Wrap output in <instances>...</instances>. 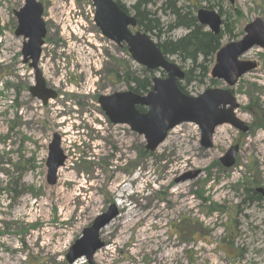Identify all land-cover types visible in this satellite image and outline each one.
Here are the masks:
<instances>
[{
    "label": "rangeland",
    "instance_id": "1",
    "mask_svg": "<svg viewBox=\"0 0 264 264\" xmlns=\"http://www.w3.org/2000/svg\"><path fill=\"white\" fill-rule=\"evenodd\" d=\"M40 1L48 29L41 61L46 77L68 81L84 76L86 83L68 84L61 102L50 104L53 109L39 106L26 93L34 71L24 66L23 39L15 35L14 12L24 0H0V264H70L71 247L112 206L119 214L100 232L105 246L92 263L83 257L74 264H264V200H250L262 197L257 189L264 190V128L243 141L232 126H220L213 147L204 149L199 127L184 123L169 132L152 156L143 155V136L113 131L120 152L112 154L105 141L109 121L98 99L82 95H93L97 80L104 79L102 72L124 78L126 72L137 76L146 68L125 46L101 38L91 1ZM119 1L133 15L139 1L140 9L150 12L159 26L149 33L156 43L188 33L176 27L172 2L183 15L195 16L197 4L223 11L222 45L240 41L248 24L264 19V0H235L234 5L225 0ZM169 59L184 71L194 68L178 56ZM241 59L258 63L233 88L237 116L252 124L253 113L264 111V49L253 48ZM192 71L182 81L191 96L228 88L201 76L199 69ZM155 75L166 77L161 71H153ZM127 87L125 79L118 84L108 79L105 92L130 91ZM56 132L62 134L67 161L56 185H50L46 163ZM238 142L237 165L227 170L219 160ZM131 163L135 167L128 172ZM194 172H199L196 178L182 180ZM18 183L22 191L16 197L9 189Z\"/></svg>",
    "mask_w": 264,
    "mask_h": 264
},
{
    "label": "water",
    "instance_id": "2",
    "mask_svg": "<svg viewBox=\"0 0 264 264\" xmlns=\"http://www.w3.org/2000/svg\"><path fill=\"white\" fill-rule=\"evenodd\" d=\"M234 3V0H229ZM95 8V22L102 34L116 45L127 46L132 59L149 71L161 70L166 78L155 76L153 88L147 94L132 91L113 93L102 96L99 104L112 124L127 125L132 131L143 136L148 152H155L167 139L168 133L184 123H194L201 130V146L213 147L216 129L230 125L240 132H247L248 126L241 121L235 110L238 103L230 90L208 89L198 96L184 93L178 81L185 78V72L174 62L167 59L158 44L144 31L132 32L137 26L134 17L127 14L114 0H92ZM43 6L37 0H25V6L16 12L18 27L17 37L28 41L23 48V56L31 60L34 70L35 86L31 87L34 97L47 104L55 95L50 93L38 68L42 46L46 36V25L42 20ZM198 20L201 25L209 27L218 35L222 20L215 12L200 11ZM245 36L237 42L223 46L216 55V63L211 75L214 79L224 80L230 87L234 86L245 74L256 68L252 61L240 60L254 47L264 48V21L257 18L245 28ZM140 108L146 109L141 112ZM47 159L48 183L56 185L58 171L65 165L67 156L61 147V136L55 133L49 145ZM239 146H232L221 158L226 168H232L237 160ZM199 172L189 173L182 180L194 179ZM263 193V189H258ZM119 214L116 206L97 216L91 226L83 231L82 236L69 250L67 260L74 264L85 257L92 263L96 252L105 246L100 237L103 228Z\"/></svg>",
    "mask_w": 264,
    "mask_h": 264
},
{
    "label": "flooded vegetation",
    "instance_id": "3",
    "mask_svg": "<svg viewBox=\"0 0 264 264\" xmlns=\"http://www.w3.org/2000/svg\"><path fill=\"white\" fill-rule=\"evenodd\" d=\"M79 2H82V1H91L92 2V0H78ZM119 6H120V8L122 9V10H124L127 14H129L130 16H132V17H134L135 19H136V21H137V26L135 27V28H133L132 29V32L133 33H135V32H137V31H144L140 26H139V23H138V19H137V12L135 13V15H133V14H131L130 13V11L119 1V0H114ZM225 1H227V2H229L231 5H234L235 4V0H234V3H231V1H229V0H225ZM37 2H39V3H41L42 4V6H43V14H42V20L44 21V23H45V25H46V31H47V33H46V36H45V38H44V44H43V46H42V52H41V57H40V59H39V62H38V68H39V70L41 71V73H42V77H43V79H44V82H45V87H46V89L50 92V93H52V94H54L55 95V97L54 98H51V99H49L48 100V102H47V104H43L42 103V101L41 100H39L38 98H36V97H34L33 96V94L31 93V87H33V86H35V76H34V82L32 83V84H30V85H27L26 87H25V90H26V93L27 94H29L30 95V97L32 98V99H36L38 102H40V104H39V106H41L43 109H47V108H49V109H53L52 107H51V103H52V105L54 104V103H58V102H61L60 101V98L61 97H63L62 96V92H65L66 90H67V87H69L68 86V84H70L72 87H73V85L74 84H78L79 85V87H84V84L86 83V79L84 78V76H80L79 77V79L80 80H74V79H69L68 81L67 80H65V79H60V78H58V77H56V76H54V77H50V78H47L46 77V75H45V73H44V70L42 69V63H41V61H43L42 60V58H43V49H44V46H45V44H46V37H47V34H48V29H47V24H46V21L44 20V11H45V9H44V5H43V3L40 1V0H37ZM92 5H93V10H92V16H93V23H94V25L97 27V29L100 31V36H101V38L102 39H104V40H106L107 38L102 34V32H101V30L99 29V27L97 26V24H96V22H95V13H96V8H95V6H94V4H93V2H92ZM23 6H25V0H24V5ZM22 6V7H23ZM193 6V5H192ZM21 7V8H22ZM196 7V15H195V17H196V19L198 20V14H199V12L200 11H209V12H215V13H217L220 17H221V20H222V25H221V31H220V33L218 34V35H221V34H223L222 32L224 31L223 30V26L226 24L225 23V21H224V19H223V15H224V12L223 11H219V12H217V11H215L214 10V6H209V7H201V5H196L195 6ZM20 8V9H21ZM19 9V10H20ZM134 9V8H133ZM19 10H16L15 12H14V15H15V17H16V12L17 11H19ZM258 18H260V19H262L263 21H264V19L263 18H261V17H258ZM16 19H17V17H16ZM257 19V18H256ZM255 19V20H256ZM198 23L200 24V22H199V20H198ZM252 23V22H251ZM201 25V24H200ZM201 26H203V25H201ZM17 27H18V20H17ZM203 27H205V26H203ZM246 28V27H245ZM205 29H208V31H210V29H209V27H205ZM16 30H17V28H16ZM16 30H15V32H16ZM145 32V31H144ZM211 32V31H210ZM212 33V32H211ZM214 34V33H213ZM245 34H246V32H245ZM245 34H244V36H245ZM215 35V34H214ZM22 39H23V45H22V49H21V54H22V61H23V64H24V66H26V67H29L30 69H32L31 67H30V63H31V60L29 59V57H24L23 56V48H24V44H25V42H27L28 40L27 39H25V38H23V37H21ZM243 39V38H242ZM241 39V40H242ZM125 45H122V47H124ZM223 46H225V45H222L221 46V48L223 47ZM126 47V49H127V51H128V48H127V46H125ZM220 48V49H221ZM254 48H260V47H254ZM219 49V50H220ZM253 49V48H252ZM261 49H264V48H261ZM251 50V49H250ZM249 50V51H250ZM248 51V52H249ZM129 53V52H128ZM218 53V52H217ZM217 53H216V55H217ZM216 55H215V58H214V64H213V66H212V68H211V70H210V77H211V79L213 80V83H217L216 81H222V82H224L226 85H227V89H222V90H230L232 93H233V95L235 96V93H234V87L237 85V83L239 82V80L243 77H241L239 80H238V82L234 85V86H232V87H230L224 80H220V79H214L213 77H212V75H211V72H212V69H213V67H214V65H215V63H216ZM131 56V55H130ZM244 56V55H243ZM242 56V57H243ZM66 59V58H65ZM240 60H242L241 59V57H240ZM243 61H252V60H243ZM252 62H254V63H256V68L254 69V70H252L251 72H253V71H255V70H257V68H258V63L257 62H255V61H252ZM182 69V68H181ZM33 70V69H32ZM183 70V69H182ZM96 71H98L97 69H96ZM184 71V70H183ZM185 72V76H186V71H184ZM250 73V72H249ZM248 74V73H247ZM104 75V79L103 80H97V82H96V86L92 89V94L93 95H91L90 94V92H86V93H84L85 95H82V96H86V97H83L84 99H88V98H90V97H94V98H96V99H98V102H99V99L102 97V96H108L107 94H106V81L109 79V82L110 83H112V84H118V83H122V79H123V76L122 75H120L119 73H115V72H110L109 74H107L106 72L105 73H100V76L102 77ZM246 75V74H245ZM244 75V76H245ZM183 80H179L178 82H182ZM177 82V83H178ZM136 84V80H134L133 79V84H132V86H134ZM179 86V85H178ZM128 88V90H130V91H132V92H135L133 89H130V86L129 87H127ZM211 89H221V88H211ZM89 91V90H88ZM70 92V94H75V90L74 89H72V90H70L69 91ZM97 92V93H96ZM117 92H119V91H117ZM117 92H114V93H117ZM120 92H123V91H120ZM135 93H137V92H135ZM185 93V92H184ZM70 94L69 95H67L68 97H71L70 96ZM111 94H113V93H111ZM111 94H109V95H111ZM138 94V93H137ZM74 97V96H73ZM236 98V97H235ZM236 101H237V99H236ZM238 103V102H237ZM238 105H239V103H238ZM100 108H101V106H100ZM238 108H239V106H238ZM237 108V109H238ZM102 109V108H101ZM141 109H144V108H140L139 107V110L141 111ZM237 109L235 110V112L237 111ZM102 111H103V109H102ZM141 112H146V109H145V111H141ZM103 113H104V115L106 116V114H105V112L103 111ZM236 115H237V113H236ZM253 123L252 124H248V123H246V122H244L243 120H241L238 116V118L241 120V121H243L247 126H248V131L247 132H240V131H238L239 132V135L242 137V139H243V141H244V139L248 136V135H250V134H252L253 132H254V130H257V129H261V128H263L264 127V111H262V112H259V111H256L255 113H253ZM106 118H107V120L109 121V132H107L108 133V135H107V137H106V139H105V141H106V143L108 144H110V147H111V149H112V154H114V152H120L119 151V149H118V141H116L115 139L117 138V135L116 134H119L120 132H125L126 133V135L129 137V135L130 134H136V135H138V133H136V132H134V131H132L131 130V128L129 127V126H127L126 128H125V126L124 125H122V124H112L111 122H110V120L108 119V117L106 116ZM260 125H262L263 127H260ZM125 128V129H124ZM124 129V130H123ZM217 130V129H216ZM113 131H114V133H116L115 135H114V133H113ZM57 133V132H56ZM216 133V132H215ZM60 136H61V139H62V134H60V133H58ZM215 135V134H214ZM54 136V135H53ZM53 139V138H52ZM243 141H241V142H243ZM235 145H238L239 146V153H238V156H237V160H236V163H235V165L232 167V168H234L236 165H237V161H238V158H239V154H240V152H241V148H242V144L241 143H237V144H235ZM235 145H233V146H235ZM232 147V146H231ZM230 147V148H231ZM134 152H135V154H136V156H138V149L137 148H135L134 150H133ZM226 153V152H225ZM224 156V155H223ZM222 158V157H221ZM221 158H220V160H219V165H221L223 168H225V169H232V168H226L224 165H223V163H222V161H221ZM134 167H135V163H131L130 164V166L129 167H127V171L128 172H133V169H134ZM1 190V189H0ZM5 192H6V190H5ZM256 192L257 193H260V192H258V189L256 190ZM1 194H2V191H0V197H1ZM262 194V197H260L259 196V198L258 199H256V200H264V195H263V193H261ZM250 200L251 201H256L255 199H253V196L252 197H250ZM93 224V223H92ZM91 226V225H90ZM6 231V230H5Z\"/></svg>",
    "mask_w": 264,
    "mask_h": 264
},
{
    "label": "trees",
    "instance_id": "4",
    "mask_svg": "<svg viewBox=\"0 0 264 264\" xmlns=\"http://www.w3.org/2000/svg\"><path fill=\"white\" fill-rule=\"evenodd\" d=\"M141 2L139 1L136 4L135 10L137 12V19L139 26L147 33H153L159 28L157 20L150 17V12L146 10H141ZM173 13L177 18L176 27L185 28L188 30V33L175 41L167 40L164 43H158V46L163 51L164 55L169 59V56H178L183 61H190L195 69H199L201 76L209 77L210 70L214 64V58L216 53L221 48V35H214L210 31H207L205 27L201 26L198 23V20L191 13L182 14V10L176 7V4L172 2ZM194 68L192 70H194ZM187 72L185 79H190V74L193 71ZM144 74H139L137 76L133 75L131 72H126L123 79H125L130 86V89H133L138 94L147 93L152 89V75L153 72L144 69ZM151 75V77L148 76ZM133 79L136 80V84L132 86ZM184 79V80H185ZM179 88L185 92V87L182 82H178ZM186 93V92H185ZM187 94V93H186ZM145 111V109H141ZM260 127H263L260 125ZM264 128V127H263ZM144 156H152V153L148 152L146 149L143 151ZM21 164L16 163L15 166ZM10 166H13L12 163H9ZM20 166V165H19ZM20 169H18L19 171ZM12 186V183H10ZM14 186V185H13ZM19 183L16 184L15 188L9 189L10 193L13 191L16 197L21 194V188ZM2 191V190H0ZM258 195H254L253 199H258Z\"/></svg>",
    "mask_w": 264,
    "mask_h": 264
},
{
    "label": "bare ground",
    "instance_id": "5",
    "mask_svg": "<svg viewBox=\"0 0 264 264\" xmlns=\"http://www.w3.org/2000/svg\"><path fill=\"white\" fill-rule=\"evenodd\" d=\"M64 142V141H63ZM138 215H136L135 217H137Z\"/></svg>",
    "mask_w": 264,
    "mask_h": 264
}]
</instances>
